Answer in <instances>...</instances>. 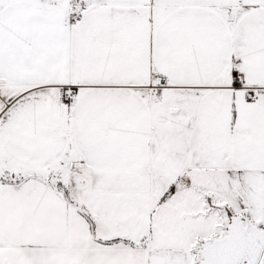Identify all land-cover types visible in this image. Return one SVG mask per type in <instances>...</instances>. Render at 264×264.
<instances>
[{"label":"snow or ice","instance_id":"6c2138e0","mask_svg":"<svg viewBox=\"0 0 264 264\" xmlns=\"http://www.w3.org/2000/svg\"><path fill=\"white\" fill-rule=\"evenodd\" d=\"M0 264H264V0H0Z\"/></svg>","mask_w":264,"mask_h":264}]
</instances>
